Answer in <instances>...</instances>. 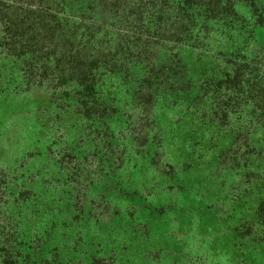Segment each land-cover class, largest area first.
<instances>
[{"label":"rangeland","instance_id":"rangeland-1","mask_svg":"<svg viewBox=\"0 0 264 264\" xmlns=\"http://www.w3.org/2000/svg\"><path fill=\"white\" fill-rule=\"evenodd\" d=\"M0 264H264V0H0Z\"/></svg>","mask_w":264,"mask_h":264}]
</instances>
